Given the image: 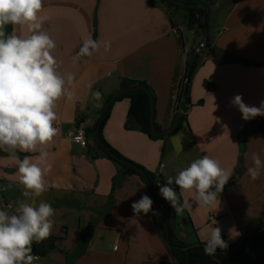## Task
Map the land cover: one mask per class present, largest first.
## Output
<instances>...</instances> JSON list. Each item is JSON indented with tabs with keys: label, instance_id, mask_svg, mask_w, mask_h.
I'll use <instances>...</instances> for the list:
<instances>
[{
	"label": "crops",
	"instance_id": "obj_1",
	"mask_svg": "<svg viewBox=\"0 0 264 264\" xmlns=\"http://www.w3.org/2000/svg\"><path fill=\"white\" fill-rule=\"evenodd\" d=\"M182 12L156 0H44L42 14L49 19L43 30L56 42L60 72L73 73L75 81L72 97L57 102L60 133L45 149L52 169L46 175L49 188L38 199L56 209L49 238L57 241L41 263L176 264L159 234L157 215H136L131 209L145 194L153 200L147 186L135 175H123L92 136L84 147L72 140L77 120L92 128L105 100L127 79L143 82L153 92L154 123L161 132L171 128L180 111L184 120L171 134L150 139L128 117L129 101L123 99L111 108L103 140L163 181L196 158L218 160L234 178L220 194V210L193 205L182 215L175 213V236L187 245L204 243L202 230L219 227L228 244L220 249L219 264H264V173L256 181L247 174L252 153L264 159V116L245 121L229 103L236 94L250 106L264 101V0H221L209 12L207 36L188 29L190 40L183 34ZM89 36L110 41V51L102 46L73 63ZM203 40L212 54L200 53L203 60L183 111L185 64ZM89 83L102 100L92 98ZM25 155L33 154L18 153L21 159ZM16 170L17 162L0 149V208L10 212L18 200L28 199L22 196ZM152 207L157 212L154 200Z\"/></svg>",
	"mask_w": 264,
	"mask_h": 264
},
{
	"label": "clouds",
	"instance_id": "obj_2",
	"mask_svg": "<svg viewBox=\"0 0 264 264\" xmlns=\"http://www.w3.org/2000/svg\"><path fill=\"white\" fill-rule=\"evenodd\" d=\"M43 10L44 0H0V149L17 162V182L22 196L28 198L18 200L11 212L0 208V264H35L39 256L33 253V244L48 239L55 226L56 209L38 198L49 188L46 175L52 169L46 146L60 133L55 126L57 102L62 97H72L75 75L59 70L62 61L54 55L56 42L43 30L49 19ZM102 46L108 52L111 42L89 36L72 57L73 63L81 57H91ZM88 88L95 101L102 100L99 90L92 91V83ZM229 103L238 108L245 121L264 116V101L258 107L250 106L236 94ZM18 153L33 155L21 159ZM251 161L247 174L256 181L264 173V159L254 152ZM231 175L218 160L204 155L158 186L159 195L177 215L193 205L217 212L220 194ZM184 193H190L191 198L182 200ZM152 206L153 200L145 194L131 204V209L136 215H158ZM202 235L205 255L213 256L218 248L228 247L219 227L206 226Z\"/></svg>",
	"mask_w": 264,
	"mask_h": 264
},
{
	"label": "trees",
	"instance_id": "obj_3",
	"mask_svg": "<svg viewBox=\"0 0 264 264\" xmlns=\"http://www.w3.org/2000/svg\"><path fill=\"white\" fill-rule=\"evenodd\" d=\"M158 3L165 5L168 9L174 10H182L185 13H190L195 15L196 20H189L186 22L188 29H194L195 34L201 33L204 37L207 36V20L210 10L217 5L221 0H156ZM9 32L11 31V26L7 29ZM206 47V54H212V51L209 47V42L202 41ZM203 60V56L200 53H197L192 62L190 71L188 72L189 61L185 64L184 75L182 77L181 84V96L180 103L182 106V110L184 111L189 104V85L190 82ZM139 88L130 93L119 95L112 105L107 110L104 118L99 123L97 121L92 128L85 129V136H92L95 140V143L98 149L109 159L113 160L117 163L122 170L123 175H135L139 177V179L147 186L145 182L144 176H146L149 180V184L157 191H159L160 185L166 184V181L158 179L154 174L147 171L143 167L126 160L123 158L115 149L110 147L102 138V129L109 117V113L111 108L115 102L121 101L123 99H127L129 101V109H128V117L138 126L139 130L146 134L150 139L158 140L162 139L163 136H154L151 133V102L154 104V95L151 89L143 82L132 81L124 79L120 84L119 90H125L128 88ZM110 96L105 100V104L107 103ZM104 104V105H105ZM184 120V117L181 116L179 118V122L177 125ZM82 119L77 120V124L81 123ZM155 130L157 132H161V129L154 123ZM99 130V139L103 144V147L99 144L97 139L96 131ZM118 159H122L127 161L131 165H126L124 163L119 162ZM234 180V178L232 179ZM232 180H230L226 185H228ZM225 185V186H226ZM175 187V185H173ZM148 188V186H147ZM149 189V188H148ZM179 189L177 188V191ZM150 191V189H149ZM153 197L156 210L158 212L157 221H158V231L163 240L165 241L169 253L172 259L176 264H219L220 257V249L218 248L216 254L213 256L205 255L204 253V243H196L194 245H187L180 240H178L174 233V219H175V211L171 207V205L165 201L160 195L156 196L153 192H151ZM167 228L169 229V234H167ZM56 238H48L41 243L33 244V253L43 258L47 255L48 252L55 249Z\"/></svg>",
	"mask_w": 264,
	"mask_h": 264
},
{
	"label": "water",
	"instance_id": "obj_4",
	"mask_svg": "<svg viewBox=\"0 0 264 264\" xmlns=\"http://www.w3.org/2000/svg\"><path fill=\"white\" fill-rule=\"evenodd\" d=\"M197 54V51L194 53L193 57L190 59L189 61V65H188V72L190 71V68H191V65H192V62L194 60V57L196 56ZM139 88H136V87H133V88H128V89H125V90H119L115 93H113L110 98L108 99L107 103L104 105L101 113H100V116H99V123L102 121V119L104 118L107 110L109 109V107L112 105V103L114 102V100L119 96V95H122V94H126V93H130L132 91H135ZM182 109V106L180 104V110ZM182 116V111H180L175 119H174V122L171 126V128H169V130H166V131H162V132H157L155 130V127H154V104H153V101L151 102V133L154 135V136H167L169 134H171L173 131H175L177 125H178V122H179V118ZM96 134H97V139H98V142L99 144L103 147V144L101 143L100 139H99V130L97 129L96 131ZM119 162L121 163H124L126 165H131L129 164L127 161L125 160H122V159H118ZM145 178V182L148 186V188L150 189L151 192H153L156 196L159 195V191L155 190L150 184H149V180L146 176H144ZM167 234H169V229L167 228Z\"/></svg>",
	"mask_w": 264,
	"mask_h": 264
},
{
	"label": "built area",
	"instance_id": "obj_5",
	"mask_svg": "<svg viewBox=\"0 0 264 264\" xmlns=\"http://www.w3.org/2000/svg\"><path fill=\"white\" fill-rule=\"evenodd\" d=\"M206 47L204 45V43H201L199 48L196 50L198 53H201L202 51L206 52ZM179 87L177 88V92H176V97H177V93L179 92ZM79 138V139H77ZM72 140L74 143L79 144L80 146H86V136H85V128L83 127V125L81 123L77 124L75 126L74 129V133L72 135ZM167 183V181H166ZM35 264H43L41 263V259L39 257V260L35 262Z\"/></svg>",
	"mask_w": 264,
	"mask_h": 264
},
{
	"label": "rangeland",
	"instance_id": "obj_6",
	"mask_svg": "<svg viewBox=\"0 0 264 264\" xmlns=\"http://www.w3.org/2000/svg\"><path fill=\"white\" fill-rule=\"evenodd\" d=\"M172 14H173V17H174L175 20L179 19V15L175 11ZM181 16H182L181 23L184 26L183 29H182L183 30V34L188 40H190L191 35H190L189 31H188L186 22L189 21V20H196V17L193 14L185 13V12H182ZM207 22H208V25H209L208 28H211L212 26H211V22H210L209 18H208Z\"/></svg>",
	"mask_w": 264,
	"mask_h": 264
}]
</instances>
